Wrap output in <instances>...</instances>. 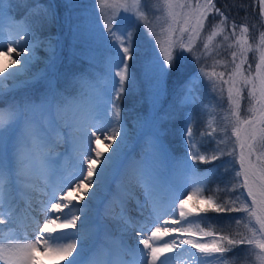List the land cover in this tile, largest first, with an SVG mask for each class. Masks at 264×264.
<instances>
[{"label":"snow or ice","instance_id":"snow-or-ice-1","mask_svg":"<svg viewBox=\"0 0 264 264\" xmlns=\"http://www.w3.org/2000/svg\"><path fill=\"white\" fill-rule=\"evenodd\" d=\"M100 2L104 3L105 0H100ZM134 2L139 4L140 0H134ZM171 2L172 0H164V3L169 6H171ZM260 4V14L264 16V0H260ZM63 6L66 9L65 15L68 17L76 7L75 0H64ZM178 6L182 9L190 7L189 3H185L184 0H179ZM57 7L58 5L52 3L51 0L47 5L39 4V0H37L36 6L29 9V15L35 18L32 23L10 24L7 33L0 29V48L7 47L9 52H15L17 48L21 49L16 53L17 58L11 62L12 65H17L19 62V67H13L10 71L0 75V98L6 91H14L43 75V70H41L40 73L27 80L15 82L18 77L26 76L30 65L39 59L36 56V48L41 44L44 45V51L49 54L44 61L45 65L55 71L59 58L57 52L59 38L49 35L41 41L37 37L36 42L33 43V37L35 35L34 28L42 30L46 24L51 25L58 18ZM198 8L200 11L198 15H195L194 23L192 22L193 16H184L183 23L177 29L180 33L179 40L173 42L172 37H169V42L164 45L160 44L157 39L156 44L159 45V50L145 61L144 76L148 85V101L153 111L157 110L161 101L168 96L169 78L172 77V83L175 86L188 73L185 52L190 54L193 49L190 43L184 44L182 40L189 27H191V33L198 37L205 26L206 11L210 8L215 9V12L221 17L222 24L227 23L224 12L215 8L213 0H206V3L203 6L198 5ZM5 11V0H0V19H3ZM7 11L10 12L11 7H8ZM145 12H147V8H145ZM126 13L127 9H125V13L106 20L103 25L114 48L108 57L107 79L110 82V87L106 93L107 99L100 100L87 111L78 109L71 122H62L64 106L68 102L49 81L48 92L40 98L39 103L25 98L23 102H14L7 108L0 109V239H10L12 236L11 226L20 219L17 211L19 207L17 197L25 200V211L31 208L28 203L31 197L28 194L35 190L29 182L32 173L39 172L45 179L47 188V191L43 193L47 199L41 201V211L47 219L42 227L37 224L33 229L37 233L36 240L26 243L0 244V260H4L6 264H39L34 255L39 248H43L45 254L55 253L61 260L72 257V259H67V264H79L80 253L98 231V228L91 226L92 209L90 204L97 197L98 190L110 177H114L122 166L125 167L129 178L134 179L139 186L143 187L145 203L151 204L150 219L152 223L159 224L166 214H176V198L164 203L158 195L161 189L158 175L159 165L161 158L166 156V150L160 140L164 133L155 127L158 121H153L154 137L149 153L152 156L151 165H146L143 159L140 161L133 159L125 166L121 158L130 141V133L121 118L119 102L126 92V84L129 87H134L136 84L135 76L130 71L129 61L136 55L138 28H147V24H141V21L146 19L143 15L136 16L131 24L125 23L121 16ZM172 19L179 23L177 15H173ZM91 31L92 26L88 22H86L83 31L80 26H77L73 30V41L78 42L85 32L90 34ZM21 32L24 33V37H21ZM232 33L235 35V25H233ZM240 33L235 37V43L239 46L240 56L243 58L239 63H236L237 52L231 53V63L234 68L227 73L229 78L224 79L225 72L217 74L213 71L209 74L203 69L199 73L189 74L183 84L174 89L173 103L169 104L168 110L159 119H177L176 106L193 102L192 90L187 86L203 76L216 77L219 75L222 83L228 85V100L235 107L233 115H235L236 121L232 125L231 132L236 141L233 149L228 153L239 164V170L235 171L237 184L233 185V192H240V196L237 197L239 200L244 196L246 190L247 199L244 200L241 207H233L232 204L235 201L220 204L208 197L202 202L206 203L207 207H197L191 210L185 208L186 200L181 199L178 207L179 224H187L193 220L206 221L207 213L213 211L215 213H247L249 223L255 221V225L258 227L251 228L249 230L251 235L240 239L214 231L204 232V237L211 238V243H202L196 239L195 233H192L188 239L173 235L181 231L179 224L169 228L165 222V228L162 231L159 226L149 227L148 222L133 224L123 215L122 211L119 216L112 215L111 219L121 226L122 232L128 229L136 230V246L129 247L122 239L106 236L111 247L97 246L87 264H170L173 257L169 254L173 253V250H176L177 255L188 252L193 264H207L209 260H225L226 264H235V260H226L227 254L242 244L251 246L248 250L249 254L255 253L260 264H264V110H262L264 109V33L260 34L259 63L256 64V79L259 80V85H257L256 79L244 75L247 53L251 47L248 44L247 35L249 27L242 26ZM216 35L218 33L214 31L207 37V40L212 41ZM13 45L15 48L12 47ZM203 47L208 49L209 44L205 43ZM73 54H78L74 48ZM113 69H115L114 72ZM6 81L14 82L11 88L8 87ZM184 88H187V93L180 96ZM244 88H247V98L251 102L248 111L252 115L241 120L240 109L241 101L245 99L242 95ZM109 112L111 115H108ZM242 125L248 127L242 129ZM64 129H67L63 132L64 142L71 144L74 154L72 157L74 160L73 171L67 172V174H64L63 169H55L49 163L55 145L62 139L61 132ZM179 132L184 138L185 149L190 155V160L183 158L178 162V167L185 171L195 174V169L200 163L210 164L225 154L220 151L219 154L205 155L195 149L190 115H185ZM101 135L109 142L107 148L103 150L99 148ZM236 147L239 148L238 154ZM109 149L110 152H108ZM105 152L108 154L106 155ZM74 182L77 189L83 186V195L73 198L77 201L76 204H73V199H69L71 191L62 192L65 187L71 189ZM194 183H202V181H194ZM89 189H93V191L89 192ZM85 196H88V201L80 204L79 201L84 200ZM77 212L80 213L79 216L76 215ZM77 221H79V226ZM236 223L239 224L241 221L237 220ZM5 228H9L8 237L3 236ZM68 229H75V231L69 232ZM146 232H150V235L144 236L143 234ZM165 236L170 237L171 243L161 242ZM62 241H67V243H61ZM78 242L79 251H77ZM52 245L56 246L52 247ZM185 245H191V248L196 249L197 252L192 253L191 249L185 248ZM256 249L259 251L257 252ZM113 250L115 255H113ZM124 255L131 256V261H124Z\"/></svg>","mask_w":264,"mask_h":264},{"label":"trees","instance_id":"trees-1","mask_svg":"<svg viewBox=\"0 0 264 264\" xmlns=\"http://www.w3.org/2000/svg\"><path fill=\"white\" fill-rule=\"evenodd\" d=\"M49 2L50 0H39V4L42 5H47ZM51 2L58 5V18L51 25L46 24L42 30L34 28L33 43L36 42L37 37L41 41L49 35L59 38V47L57 48L59 58L55 71L45 65L43 75L38 79L14 91H6L0 98V106L8 107L11 103L23 102L25 98L39 103L40 98L47 94L49 81H51L56 91L63 94L64 99L68 102L66 104H70V100H73L84 105L87 110L92 108L100 100L107 99L106 93L110 87V82L107 79L109 72L108 57L114 51L104 27L99 23L102 19L97 14H93L97 8L103 6L108 9L111 7L116 10V16L125 13V9H127V13L121 16V19L127 24H131L136 16L143 15L146 17L141 21L142 25L145 20L147 22L154 15H158V18L161 16L164 31L159 37L161 44L166 45L169 42V37H172L173 42L179 40L180 33L177 29L183 23L185 15L193 16L192 22H195L194 17L200 11L198 5L203 6L206 0H184L185 3H189L190 7L183 9L178 6L179 0H172L171 6L165 4L164 0H140L139 4L134 0H105L104 3H101L100 0H75L76 7L73 8L68 17L65 15L64 0H51ZM36 3L37 0H5L6 11L3 19L19 25L32 23L35 18L29 15V9L34 8ZM213 4L215 8L224 12L227 23L222 24L221 17L215 12V9L210 8L206 11L205 26L198 37L191 33V27H189L182 40L184 44L190 43L193 49L190 54L185 52L188 73L175 86L172 83V77L169 78L168 96L161 101L155 111L148 101V85L144 76V64L146 59L159 48L154 51H147L146 43L142 39L145 32L143 27L138 28L136 55L134 59L129 61L130 71L135 76L136 84L134 87H129L126 84V92L119 102L121 118L124 120L125 126L128 130L134 129L136 135L148 137L149 141L152 142L154 137L153 121H158L155 127L164 133L160 140L166 150V156L161 158L159 165V178L163 180L164 186L174 188L178 180L186 177L193 181H202V183H196V193L191 197H186L183 194L174 197L176 198L177 209L181 199L186 200L185 208L187 210L207 207V204L202 202L208 197L220 204L235 201L232 204L233 207H241L244 200L247 199L246 190L244 196L239 200L237 197L240 196V192H233V185L237 184L235 171L239 170V164L228 153L233 149L236 141L231 132L232 125L236 121V117L233 115L235 107L228 100V85L222 83L219 75L216 77L203 76L195 83L187 86L192 90L193 102L176 106L177 119H159L168 110L169 104L173 103L174 89L179 88L189 74L199 73L203 69L209 74L213 71L217 74L225 72L224 79L229 78L227 73L234 68L231 63V53L237 52L236 63H239L240 59L243 58L240 56L239 46L235 43V37L241 34L240 28L245 25L249 27L247 35L248 44L251 47L247 53L244 75L254 78V66L260 54L258 47L260 34L264 33V21L260 14V0H213ZM8 7H11L10 12L7 11ZM145 8H147V12H145ZM108 14L111 15L112 12L108 11ZM173 15H177L179 23L173 21ZM86 22L92 26L91 33L85 32L78 42H74L73 30L80 26L83 31ZM233 25H235V35L232 33ZM214 31L218 35L214 36L212 41H208L207 37ZM97 33L101 35L99 39H96ZM205 43L209 44L208 49H204ZM91 47L100 50L96 56H94ZM73 48L78 54H73ZM249 65L251 66L250 69ZM112 71L114 72L115 69ZM98 76H101L102 82L98 80ZM83 87L85 88L79 92V89ZM187 88H184L180 96L187 93ZM242 95L245 99L241 101V120L252 115L248 111L251 102L247 98V88H244ZM65 112L66 110L62 113L64 117H66ZM186 114L191 116L195 149L205 155L219 154L220 151L225 153L219 160L212 161L210 164L200 163L195 169V174L178 167V162L181 159L188 158L190 160V155L185 149L184 138L179 132ZM108 115L111 113L109 112ZM214 149L217 151H213ZM240 179L242 180V177ZM207 217L206 221L193 220L187 223V230L214 231L240 239L250 236L249 230L258 227L255 225V221L249 223L247 213H215L209 211ZM237 220H240L241 223L237 224ZM208 243H211V238H209ZM250 247L246 244L239 245L237 249L227 254L226 260H235V264H260L255 253L249 254ZM256 251L258 252L259 249ZM220 262L226 264L225 260H220ZM0 264H6V262L0 260Z\"/></svg>","mask_w":264,"mask_h":264},{"label":"rangeland","instance_id":"rangeland-1","mask_svg":"<svg viewBox=\"0 0 264 264\" xmlns=\"http://www.w3.org/2000/svg\"><path fill=\"white\" fill-rule=\"evenodd\" d=\"M108 11H111L112 14L109 15ZM93 14H97L102 19V21L100 20L99 23L103 26L106 20H109L111 17L116 16V10L111 8V7H109L107 9V8L102 6L100 8H97L93 12ZM161 23H162L161 16H159V18H158V15H154V17L152 19L148 20L147 22L145 20L143 23V24H147V28L143 27V31L145 32V34H143L142 39L146 43V46H147L146 50L149 52L157 50L159 48V45L156 44L157 39L160 41V44H161V38L159 37V35H161L164 31L163 25ZM10 24H12V23L6 21L5 19H0V29H2L3 32L7 33ZM149 33H151V36H149ZM20 35H21V37H24L23 32H21ZM96 35H98L96 37V39H99L101 37V35L99 33H97ZM91 46H92V44H91ZM12 47L15 48V45H13ZM91 49L93 51L94 56H96V54L100 51L94 47H91ZM4 51H5L4 48H0V53H3ZM20 51H21V49L17 48L16 51L14 52V54H16L17 52H20ZM48 55L49 54L44 51V45L42 44L41 46H39L37 51H36V56H38L39 59L30 65L29 72L27 73L26 76L18 77L15 82L19 83L20 80H27L30 77L34 76L35 74L40 73L41 70H43V68L45 66L44 61L48 58ZM11 58H12V60L16 59L13 57H11ZM257 63H259V60L257 61ZM8 64H10V63L8 62ZM256 64H255L254 72H253L255 79H256ZM13 67H19V62L17 63V65H12V63H11L10 65H6V67H3V68L0 67V75H3L5 72L10 71ZM98 80L100 82H102L101 76H98ZM13 83H14L13 81H6V84L8 85L9 88L12 87ZM256 83H257V85H259L258 79H256ZM84 88L85 87L79 89V92H81L82 89H84ZM257 107H259V105H257ZM5 108H7V107L0 106V109H5ZM78 109H83L84 111H87V108H84V105H80V103L74 102L73 100H70V104H65L64 110H66V112H65L66 117L62 116V122L63 121L71 122V120L73 119V116L77 113ZM262 110H264V109H262ZM247 127L248 126L244 125V126H242V129L247 128ZM64 131H67V129L62 130V132H61L62 139L59 143H57L55 145V149L51 155L49 163L53 168L63 169L64 174H67V172L73 171V164L74 163H72L71 158L74 154L72 152L71 144L64 142V139H63V132ZM128 131L130 133V141H129L128 145L126 146L124 152L122 153V157H121L124 165L126 166L129 163L128 161H131L133 159L136 161H140L141 159H144L146 165H151L152 156L149 154L151 141H149L148 137L145 138L142 135H136V132L134 129H129ZM242 135H243V133H242ZM102 136L103 135H101V137ZM101 142L103 143L104 148L106 149L109 142L103 138H101ZM110 151L111 150L109 149L108 152H110ZM108 152H106V153L108 154ZM238 152H239V148L237 147V154H238ZM253 159H255V157H253ZM38 175H40L39 172H34L30 176V179L34 177V179L37 180ZM158 175H159V173H158ZM114 176L117 177L115 180H110L112 178V177H110V179L107 181V182L111 181L109 183V186L110 185L123 186L125 183L128 185H131L133 187V194L135 195L137 200H139L140 202L143 203V209L142 210L145 211V213L143 212V214L139 213V211L136 210L135 208L130 209L133 212L138 213L136 218L139 220H136V218H135L134 219L135 223H138V222H140L141 219H144L145 221H147L149 223V225L156 224V223L151 222V219H150L151 204L145 203V191H144L143 187L139 186L134 179L129 178V176L125 172V167H123V166L119 169V171ZM160 181H161V189H160L158 195L164 203L170 202L174 197L178 196L179 194L180 195L183 194L186 197H191L192 195H194L196 193V190H197V184L194 183V181L188 177L183 178L181 180H178V182L175 183L174 188H169L167 186H164L163 180L160 179ZM109 191H112V190L109 189ZM62 192H63V190H62ZM110 199H111V197L108 198L109 201H110ZM65 211H68V209H65ZM115 214H117V211H115ZM179 221H180V217H179V212L177 209L175 215H171V214L164 215L162 217L161 221L159 222V225L161 226V229L164 230L165 222H167V226L169 228H171L172 226H176V224H179ZM78 222L79 221H77V225L79 224ZM179 227L181 228V231L179 233H176L173 235L178 236L182 239H188L192 233H195L196 239L199 240V242H202V243H208L209 242V237H204V235H203V233L206 231H194V230L189 231V230H187L186 224H179ZM131 230L133 231V229H131ZM185 230H187V231H185ZM67 231L71 232V231H75V229H68ZM13 232L18 233V234L21 233L19 229L15 228V226L11 227V233H12L11 238L10 239L9 238L0 239V244H8V243H15V242L23 243V241L21 239H19V237L18 238L14 237ZM32 233H33V237H32V235H31V237L29 235H24V238L25 237L27 238V239H25L26 241L31 242V241L36 240L35 239L37 237L36 231H34ZM95 234H94V236H95ZM146 234L149 235V233H147V232H146ZM3 236L4 237L9 236V229H7L3 232ZM94 236H93V238H94ZM93 238L91 240H89V242L86 244L84 250L81 252V254L79 256L80 257L79 264H87L88 259L91 257L93 251L91 252L89 250L90 247H87V246L92 245L93 241H95V239H93ZM61 243H67V241H62ZM55 246L56 245H52V247H55ZM189 249H191L192 253L197 252V250L194 248H189ZM77 251H79V242H78ZM75 254L76 253L74 251V255ZM34 255L37 257V260L39 263L44 262L46 264H67V259L72 258V257H68L65 260H61L59 258V256L56 255L55 253L45 254L43 248H39V250L36 251L34 253ZM124 256L128 257V261L130 259H132L131 256H128V255H124ZM183 259L186 260V262H187L186 264H193V260L191 259L190 254L188 252L185 253V256L183 257ZM207 264H221V262H220V260H209V261H207Z\"/></svg>","mask_w":264,"mask_h":264},{"label":"bare ground","instance_id":"bare-ground-1","mask_svg":"<svg viewBox=\"0 0 264 264\" xmlns=\"http://www.w3.org/2000/svg\"><path fill=\"white\" fill-rule=\"evenodd\" d=\"M5 51L3 53H0V67H6V65H10L12 62V58H17L16 54L14 52H9L7 47H4ZM8 62L10 64H8ZM8 67V66H7ZM101 138L104 139L102 136ZM95 146V145H93ZM99 148L101 150L105 149L103 143L99 142ZM105 154H107L105 152ZM94 156V153L92 154ZM73 157V156H72ZM72 159V158H71ZM72 163H74V160L72 159ZM99 167V165H98ZM117 177H112L110 180H115ZM108 179V180H109ZM107 180V181H108ZM29 182L33 185L34 191L30 192L28 195L31 197L30 203L31 208L28 211H25L26 209V202L23 199H20L18 196L17 199L19 200V207H18V213L20 216V219L13 224L11 227L15 226V228L19 229L20 232L23 235H29L33 237L34 228L39 224V226L42 227L43 223L47 219L43 212L41 211V201L46 200L47 197L43 195L45 191H47L45 179L38 175L37 180L31 178ZM111 182V181H110ZM110 182H106L101 189L98 190L97 197L91 202L90 207L92 209V216H91V226L98 228L97 233L95 234L94 238L95 241H93L92 245L87 246L90 247L89 250L92 252L97 246L104 245L106 247H111L108 244V241L106 239V236H111L114 239H122L124 243H126L129 247H135L137 243L136 239V230L128 229L126 231H121V226L114 223L111 219L112 215L119 216L121 212L123 211V215L130 220L133 224H136L134 219L138 215V213L133 212L132 209H136L139 211V213L143 211V205L142 202L137 200L135 195L133 194V187L128 184H124L123 186L120 185H110ZM87 183V181H85ZM112 190V191H109ZM63 190V193H67L71 191V196L69 199H73L74 197H79L83 195V186H81L80 189H77L75 187V182L73 183V186L71 189L68 187H65ZM89 192H92L93 189H89ZM110 201L108 198H110ZM88 196L84 197V200L79 201L80 204H84L86 201H88ZM56 202V201H52ZM77 201L73 199V204H76ZM50 207V205H49ZM115 211H117V214H115ZM32 214L34 216H32ZM37 214V215H36ZM36 215V216H35ZM76 215H80V213H76ZM136 220H139L136 218ZM35 221V223H34ZM58 222V221H57ZM140 222H147L144 219H141ZM59 223V222H58ZM79 223V222H78ZM79 226V224H78ZM161 227L159 224H152L149 225V227ZM9 228H5L7 230ZM163 231V230H162ZM20 233V234H21ZM150 235V232H147ZM37 235V234H36ZM144 236H149L146 233L143 234ZM36 239V238H35ZM132 241V242H131ZM135 242V243H134ZM161 242H167L171 243V239L169 236H165L163 238V241ZM177 243H179V240H177ZM140 247H143L140 245ZM186 249L191 248V245H185ZM185 253H181L177 255L176 250H173V253L169 254L173 258L170 260V264H186V260L183 259L185 256ZM113 255H115V251L113 250ZM124 261H128V257L123 256ZM131 261V259L129 260Z\"/></svg>","mask_w":264,"mask_h":264}]
</instances>
